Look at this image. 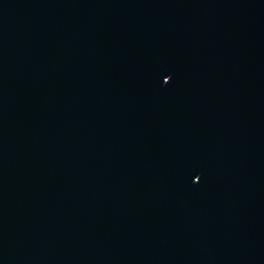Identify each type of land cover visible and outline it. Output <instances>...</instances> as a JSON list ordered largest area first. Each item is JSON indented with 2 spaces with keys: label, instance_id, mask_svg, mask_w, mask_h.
Returning <instances> with one entry per match:
<instances>
[{
  "label": "water",
  "instance_id": "95a60500",
  "mask_svg": "<svg viewBox=\"0 0 264 264\" xmlns=\"http://www.w3.org/2000/svg\"><path fill=\"white\" fill-rule=\"evenodd\" d=\"M0 264H264V0H0Z\"/></svg>",
  "mask_w": 264,
  "mask_h": 264
}]
</instances>
